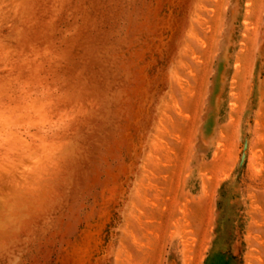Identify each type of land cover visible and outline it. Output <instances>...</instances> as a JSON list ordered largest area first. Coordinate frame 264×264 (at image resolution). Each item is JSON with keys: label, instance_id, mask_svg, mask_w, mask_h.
<instances>
[{"label": "rangeland", "instance_id": "1", "mask_svg": "<svg viewBox=\"0 0 264 264\" xmlns=\"http://www.w3.org/2000/svg\"><path fill=\"white\" fill-rule=\"evenodd\" d=\"M0 264H264V0H0Z\"/></svg>", "mask_w": 264, "mask_h": 264}, {"label": "crops", "instance_id": "2", "mask_svg": "<svg viewBox=\"0 0 264 264\" xmlns=\"http://www.w3.org/2000/svg\"><path fill=\"white\" fill-rule=\"evenodd\" d=\"M161 195H165V192H162Z\"/></svg>", "mask_w": 264, "mask_h": 264}]
</instances>
